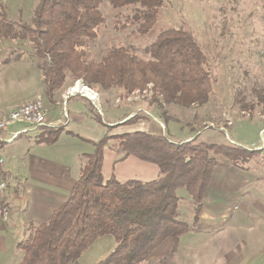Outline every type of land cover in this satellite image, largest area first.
Masks as SVG:
<instances>
[{"label": "rangeland", "instance_id": "374dc122", "mask_svg": "<svg viewBox=\"0 0 264 264\" xmlns=\"http://www.w3.org/2000/svg\"><path fill=\"white\" fill-rule=\"evenodd\" d=\"M39 2L0 0V9L6 6L7 18L16 24H32ZM101 8L106 20L99 37L87 47L88 59L102 58L114 45L129 46L139 56L147 57L145 48L155 41L161 31L168 28L191 30L207 53L214 76V93L210 104L201 108L172 104L168 116L164 117L159 111L148 107L151 90L136 93L128 99L143 103L127 105L120 103L118 93H100L87 86L89 90L93 89L90 92L95 97L99 94V102L83 93L77 95L88 97L100 113L103 110V121L106 119L108 124L100 123L94 118L89 104L86 106L79 96L70 98L76 95L71 94L75 93L78 80L75 83L70 81L66 89L53 96V99L56 97L63 101L62 106L46 96L40 66L41 62H45V57L39 53L38 46L26 40H0V104L23 102L44 91L40 96L46 102L47 122H50L47 125H52L56 120H60L57 126L66 124L54 141L39 140L44 130L32 123L19 121L9 125L12 131L25 132L13 142L0 145L5 159L0 166V179L8 184L4 200L10 206L9 220L0 217V264H18L22 260L23 250L18 243L36 225L46 220L43 219L44 210L54 204L51 196L64 192L65 185L71 184L66 193L68 197L79 178L82 153L93 152L94 141H99L106 134L143 129L149 132L163 131L177 142L197 137L198 142L237 144L257 150L252 155L248 154L244 166H251L254 173L264 174V0H165L155 25L147 33H141L137 25L129 21L134 6L117 8L109 0H102ZM78 104H82L83 108L77 107ZM70 108L76 110L71 111ZM147 108L153 111L155 117L152 113L146 116L145 111H140ZM126 111H130L131 115L122 119ZM136 113L141 118L123 123ZM86 115L93 121H73L74 116L84 119ZM109 125L115 127L109 130ZM110 144L105 148L103 172L106 179L115 177L121 181L134 178L149 181L160 176L159 168L153 162L130 156L117 160L116 149ZM262 194L264 191L259 190L255 198L262 197ZM185 197L179 206L180 216L193 224V202L187 194ZM244 203L245 198L238 201L242 206ZM238 216L234 215L231 222L236 221ZM228 233L227 230L224 236L228 237ZM208 236L213 234L200 232L194 226L193 230L181 236L173 253H170L173 240L167 239L142 264H212L213 261L204 262L202 256L204 250L201 247H211L214 243H204ZM117 244L113 234H103L84 250L77 264H97ZM165 247L168 249L166 252L163 251ZM182 248H188V256L182 254ZM219 262L225 264V261Z\"/></svg>", "mask_w": 264, "mask_h": 264}, {"label": "trees", "instance_id": "16d2710c", "mask_svg": "<svg viewBox=\"0 0 264 264\" xmlns=\"http://www.w3.org/2000/svg\"><path fill=\"white\" fill-rule=\"evenodd\" d=\"M109 1L117 8L134 6L129 21L137 25L138 31L147 33L155 25L165 0ZM101 3L102 0H40L32 24L10 21L6 6H1L0 40H26L38 46L45 57V62L40 63L45 93L52 100L70 81L81 79L100 93H118L117 99L127 105L143 103L128 99L151 90L148 107L164 117L172 104L197 108L210 104L214 76L208 55L191 30L161 31L145 48L147 57L139 56L129 46L114 45L102 58L88 59L87 47L99 37L106 20ZM90 106L96 121L104 123L98 108ZM152 110L140 111L150 116L154 115ZM130 115L126 111L122 119ZM140 116L136 113L123 123ZM108 127L111 130L115 125ZM41 129L44 131L39 140L54 141L63 125ZM109 144L116 149L117 160L136 156L153 162L160 176L149 181L106 179L103 166ZM94 145L93 152L82 154L79 178L67 199L18 243L23 250L18 264H77L84 250L106 233L113 234L118 244L97 264H142L167 239L173 240V253L181 236L194 226L199 228L204 197L218 161L225 158L245 167L248 154L257 151L237 144L198 142L197 137L177 142L163 131L143 129L106 134ZM186 194L193 202V224L181 219L179 212Z\"/></svg>", "mask_w": 264, "mask_h": 264}, {"label": "crops", "instance_id": "0c3cea01", "mask_svg": "<svg viewBox=\"0 0 264 264\" xmlns=\"http://www.w3.org/2000/svg\"><path fill=\"white\" fill-rule=\"evenodd\" d=\"M43 92L44 91L41 93L44 94ZM42 94L39 93L34 96V98L27 99L23 102H10L9 104L6 102L4 104L1 103L0 116ZM77 96H79L81 100L83 99V102H86V106H88V104L95 106L86 96L75 95L70 98ZM53 100L54 103L62 106L63 101L57 100L56 97ZM66 105L68 106V111L69 103L67 102ZM77 107L82 109L83 105L78 104ZM70 109L71 111L76 110L73 108ZM101 114L104 117L103 110H101ZM86 116L84 119L74 116L73 121H93L88 115ZM153 117L155 116L153 115ZM104 121V124H108L106 123V119ZM118 121H120V119L116 120V122ZM69 124H71L70 121ZM62 125L66 126V124ZM96 125L99 126L98 124ZM231 141L234 142V139H231ZM130 157L138 158L136 156ZM139 164L146 165L145 163ZM146 166L149 167L151 165ZM251 170V166L240 167L225 158L220 159L214 167L211 181L204 197L203 211L199 221L200 232H209L213 234V236L206 237L204 243L209 244L214 241L211 247L208 245L207 248L204 249L199 242L197 243L199 247L198 250L200 251V247L204 250L202 254L205 260L204 262L213 261L212 264H214L215 261H217L216 264H221L219 261H225V264H264V194H262V197H257L260 198V200L255 198L256 192L258 193L259 190L262 192L264 191V174H259V172L254 173ZM70 185L71 184L65 185L64 192L61 191V193L51 196L54 204L44 210L45 217L43 219H47L53 210L59 206V203L67 197L66 193L70 189ZM246 196L248 198H246ZM244 198L245 203L243 206L238 204V201ZM236 214L239 215L236 218L237 220L231 222ZM227 230L229 232L228 237H225L224 233ZM187 249L188 248H186V250L182 248V254L185 256H188ZM167 250L166 247L163 249L164 252Z\"/></svg>", "mask_w": 264, "mask_h": 264}, {"label": "built area", "instance_id": "2783aa9c", "mask_svg": "<svg viewBox=\"0 0 264 264\" xmlns=\"http://www.w3.org/2000/svg\"><path fill=\"white\" fill-rule=\"evenodd\" d=\"M66 116H68L67 113ZM19 121L32 123L36 128L48 126L47 123L50 122H47V107L43 96L26 101L20 106L9 110L8 113L0 116V145L13 142L15 138H18L21 133L25 132L16 130L12 131L9 129V125ZM57 123H59V121H55L50 127H57ZM4 161L5 159L0 149V166L3 165ZM7 187V182L0 179V217L5 221H8L10 218V206L4 200Z\"/></svg>", "mask_w": 264, "mask_h": 264}, {"label": "bare ground", "instance_id": "6f19581e", "mask_svg": "<svg viewBox=\"0 0 264 264\" xmlns=\"http://www.w3.org/2000/svg\"><path fill=\"white\" fill-rule=\"evenodd\" d=\"M78 86L76 87V89L74 90V92L75 93H73V92H71V93H73V94H71V95H74V94H78V93H83V94H85L86 96H88L89 98L91 97V99H93V101H96V102H99L97 99L99 98V94L97 93L96 95H97V97H95L94 96V94L93 93H91L90 91H93V89L91 90H89V87H87L85 84H84V82L83 81H81V80H78V84H77Z\"/></svg>", "mask_w": 264, "mask_h": 264}]
</instances>
